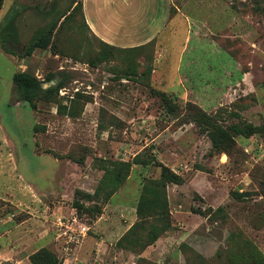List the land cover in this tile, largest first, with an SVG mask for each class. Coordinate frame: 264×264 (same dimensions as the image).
Returning <instances> with one entry per match:
<instances>
[{
	"label": "rangeland",
	"instance_id": "1",
	"mask_svg": "<svg viewBox=\"0 0 264 264\" xmlns=\"http://www.w3.org/2000/svg\"><path fill=\"white\" fill-rule=\"evenodd\" d=\"M74 1L6 0L0 9V221L11 217L0 227L24 233L29 217L42 224L46 204L57 201L59 218L90 227L102 207L116 237L136 223L122 241L136 252L160 234L153 253L135 263L119 255L106 261L78 258L58 243L62 251L47 248L59 264L67 256L75 257L69 264H257L255 252L264 255V0H171L177 24L135 49L96 38ZM52 20L50 45L23 55L37 28ZM16 36L18 44L9 43ZM19 71L44 89L62 86L32 106L15 90ZM179 75L204 85L188 97ZM202 111L223 126L243 121L257 130L219 152L196 122ZM120 162L129 170L109 200L114 180L93 200L79 199L94 210L78 212V186L102 187L103 168ZM163 165L182 182L162 177ZM119 239L110 242L119 247Z\"/></svg>",
	"mask_w": 264,
	"mask_h": 264
},
{
	"label": "crops",
	"instance_id": "2",
	"mask_svg": "<svg viewBox=\"0 0 264 264\" xmlns=\"http://www.w3.org/2000/svg\"><path fill=\"white\" fill-rule=\"evenodd\" d=\"M82 3L83 18L90 32L102 42L116 47L132 48L145 45L160 36L170 22L177 24L176 19H173L171 15V0H82ZM4 4L1 10H3ZM182 24H185L184 19ZM189 68L190 71L196 69ZM191 77L178 76L179 83L188 97L195 92L193 87L198 86L201 89L204 85L200 77L194 83ZM78 189L93 193L96 188L79 185ZM20 193L26 196L21 191ZM28 202H33L32 195H28ZM46 211V221H42V224L39 225L31 223L30 221L35 218L29 217L28 231L17 236L13 234L10 227H0V264H31L30 255L40 248L56 245L59 249V244L63 248L61 240L57 238L56 228H52V221L55 217H60L63 206L59 201L53 205L46 204ZM134 214L137 218L136 207ZM100 215L90 225V230H94L96 235L89 234L82 243L75 246V249L73 248L76 257L101 258L108 261L119 255L121 258L135 263L136 259L148 258L156 249L155 243L147 246L141 253L117 247L116 242L112 243V241L115 238L116 240L121 238L133 223L127 224L122 233L120 232L119 237H116V234L119 233L117 227L110 224L105 213L102 212ZM9 222H11V217L3 218L0 225ZM119 230L121 231V229ZM110 240L112 241L110 242ZM74 258L65 257L64 264H69V260Z\"/></svg>",
	"mask_w": 264,
	"mask_h": 264
},
{
	"label": "trees",
	"instance_id": "3",
	"mask_svg": "<svg viewBox=\"0 0 264 264\" xmlns=\"http://www.w3.org/2000/svg\"><path fill=\"white\" fill-rule=\"evenodd\" d=\"M3 2L4 0H0V9L3 6ZM74 2H78L79 4V8L81 10L82 13V17H83V3L82 0H75ZM61 17H64V19L67 17L66 13H63L61 15ZM84 19V18H83ZM57 22L58 20H52L48 23H46L45 25H43L42 27L38 28V30H36V32L34 33L31 41L29 42V44L27 45V47L25 48V51L23 53V55L28 56L32 53V51L35 48H41V49H46L50 43H51V39L53 36V31L57 26ZM85 22V21H84ZM86 23V22H85ZM87 25V24H86ZM18 38L16 37H12L10 39L9 43H14L17 44ZM111 47H116L113 45H110L108 43H105ZM143 46V45H141ZM138 46V47H141ZM2 47L4 48L5 51L11 53V54H15L14 51L10 48L9 44H5L3 42ZM138 47H132V48H125V49H135ZM121 48V47H118ZM13 83L15 86V90L18 94V97L20 100H24L28 103H30L32 106L35 105V101L36 100H40L42 97H50L51 94L54 91H58L61 86L62 83H59L57 85V87L54 88H47L44 89L42 82L39 78H37L35 75L27 72V71H19L16 72L13 75ZM160 96H162V98L164 99V101L166 102L167 108L170 112H175L178 109V106L176 105V103H174L166 93L164 92H157ZM200 116H202L204 119L202 121H196L198 124L202 125L205 124L206 125V130L208 132V135L211 139L212 142V147L221 152L225 149H227L228 147H230L233 143H234V137L236 135H244L247 133H253L256 132L257 127H255L252 123H248V122H236V123H232L229 126H223L221 124H218L215 120L211 119V115H207L204 111H202L200 113ZM113 167H104V175H103V179L104 181L101 182L102 183V187L100 185H98V187L95 189V191L93 193H89L86 191H83L81 189H77L75 191V199L73 202V207L79 212H81L83 209H86V211L89 210H94L96 208V204L93 205V207H85V205L79 201V199H87V200H93V197L96 195H100V191H102L103 186H106L109 184V181L114 180L113 183V189L111 186V189L109 190V193H107L106 196V202L109 200V195L112 194L113 192H115L119 186L123 183V181L125 180L126 174L125 176H123V172L125 170H129V163H125V162H120V163H113ZM161 176L164 178H168L169 181L172 182H176V183H180L182 182L181 177H179L178 175L174 174L172 171H170L166 166L163 165L162 167V173ZM100 183V184H101ZM112 184V181H111ZM164 185V183H163ZM99 202V201H98ZM97 202V203H98ZM100 203H105L104 201H100L98 204ZM143 203H144V199H141L139 201V204L136 207V214L137 217H139V215L142 214L143 211ZM164 204L168 210V205H167V200L164 199ZM102 213V207L101 210L98 211V214H96L95 217H92L93 219H97V217ZM136 224V223H135ZM133 225V227H130L127 232L119 239V247L127 249L129 251L135 252V253H141L143 252V250L151 245L154 244L156 242V240L160 237V234H152L153 237L151 238L150 241L146 242L144 247L140 250V251H134L133 249H131L130 247H127L126 245L122 244V241L127 239V237H129L131 235V233L135 230V226ZM137 234V233H136ZM30 260H31V264H59V260L57 255L49 248L47 247H42L39 250H37L35 253H33L30 256ZM254 260L257 264H264V255H262L260 252H255V256H254Z\"/></svg>",
	"mask_w": 264,
	"mask_h": 264
},
{
	"label": "built area",
	"instance_id": "4",
	"mask_svg": "<svg viewBox=\"0 0 264 264\" xmlns=\"http://www.w3.org/2000/svg\"><path fill=\"white\" fill-rule=\"evenodd\" d=\"M73 222H77L78 226H73L70 220L63 217L56 222L57 238L63 243V249L70 251L74 246L80 244L88 235L90 227L73 217Z\"/></svg>",
	"mask_w": 264,
	"mask_h": 264
}]
</instances>
